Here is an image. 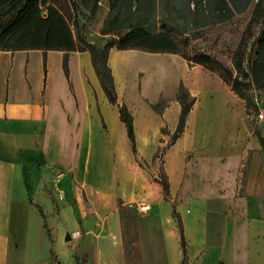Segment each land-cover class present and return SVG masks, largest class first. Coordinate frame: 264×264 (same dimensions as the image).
<instances>
[{
    "label": "crops",
    "instance_id": "0c3cea01",
    "mask_svg": "<svg viewBox=\"0 0 264 264\" xmlns=\"http://www.w3.org/2000/svg\"><path fill=\"white\" fill-rule=\"evenodd\" d=\"M119 52L109 65L124 93ZM63 59L47 52L45 70L42 51H0V264H264V131L241 100L223 82L185 85L194 103L161 158L167 195L161 170L141 162L159 148L149 138L176 133L177 96L149 100L146 119L142 102L123 101L134 153L123 103L107 97L90 53L68 54L69 80ZM161 66L165 81L180 73ZM56 181L74 185L75 205L48 196ZM42 215L55 224L52 241Z\"/></svg>",
    "mask_w": 264,
    "mask_h": 264
},
{
    "label": "rangeland",
    "instance_id": "374dc122",
    "mask_svg": "<svg viewBox=\"0 0 264 264\" xmlns=\"http://www.w3.org/2000/svg\"><path fill=\"white\" fill-rule=\"evenodd\" d=\"M131 2L134 3L133 11L135 5L138 10L139 8L141 10L136 15L133 14V18L136 19L142 16L147 25L155 26L154 28L157 31L168 29L166 24H168L170 18H173V26L176 28L179 38H181L180 34L182 33H185L184 36H191L189 48L191 56L196 53L213 56L217 61L232 69L235 68L237 52L249 22L253 18L258 20L259 23L254 28V34L257 37L263 20L261 14L264 12V0H127V6H130ZM112 10V4H109L107 0H86L84 3L76 4L70 20L74 36L79 40H84L87 46H95L99 49L106 47L112 40L117 39L119 34L116 31L107 29V24L112 18ZM83 47L85 46L83 45ZM116 50L118 49L114 47L108 53L107 64L109 67L111 51ZM257 51L258 48L253 39L247 48L240 77L241 90L247 95L248 102L239 97L231 86L225 84L219 75L202 65H189L179 55L148 53L137 50L119 52L127 54L122 58L124 70L127 74L122 78V83L125 86L124 93H119L113 70H111L117 101L120 103H123V101L142 102L144 108L142 115L143 119H146V103L151 99L162 96L174 98L178 94L176 92L179 90L180 83L185 87L187 84L200 83L207 79L213 82L219 81L223 82L241 100L246 108L251 127L259 134L264 131V123L257 119L259 107L264 106V85L259 86L253 83L250 74ZM165 59L180 69L178 76L168 78L166 81L157 67L160 63L163 65L166 62ZM33 63H35V60ZM57 64L56 58L53 66L55 67ZM235 74H237L236 71ZM107 82L111 85L109 80ZM120 83L118 79V87L121 86ZM186 90L188 91L187 88ZM190 99L188 98L187 102H190ZM123 106H125L124 103ZM164 106V103L160 105V107ZM166 133L167 130H163V134ZM149 139L159 144V148L151 161L141 162V164L151 171L161 170L159 177L165 181L166 177L161 169V158L166 147L174 141V135ZM27 187L29 188L30 185L28 184ZM71 191L73 193L75 191L73 184H68L64 188L60 186L58 181L55 182L54 187L46 188L48 196L56 205H58L56 202H67V200L75 205L76 201L73 199L74 195ZM30 204L34 208L37 205L35 195L30 199ZM40 212L43 213L42 210ZM56 215L54 216L55 219H57ZM42 217L44 229L52 241L54 236L52 227H55V224H53L52 218L44 215ZM26 226L33 235L35 232V218H26ZM64 239L66 240V238Z\"/></svg>",
    "mask_w": 264,
    "mask_h": 264
},
{
    "label": "trees",
    "instance_id": "16d2710c",
    "mask_svg": "<svg viewBox=\"0 0 264 264\" xmlns=\"http://www.w3.org/2000/svg\"><path fill=\"white\" fill-rule=\"evenodd\" d=\"M86 0H0V51H32L43 52V66L46 70V54L49 51L64 53L63 69L69 80L68 54L71 52H89L93 66L100 79L102 87L113 103H117L113 77L107 64L110 49L116 47L119 51L137 50L148 53L179 55L189 65H202L211 72L219 75L223 82L231 86L232 90L248 102L247 95L241 90L240 77L247 48L254 39L258 51L256 59L251 67L253 83L264 85V12L258 36L254 34V28L259 23L256 18L251 19L243 33L239 50L235 59V68L232 69L216 60L215 57L203 53L191 56L189 52L191 36L177 33L173 26V18L168 20V29L157 31L155 26L147 25L141 17L133 18L141 10L138 7L133 11L134 3L127 6V0H107L112 4V18L107 24V29L119 33L106 47L99 49L95 46H87L84 40L77 39L71 28L70 20L76 4ZM100 1V0H97ZM133 4V5H132ZM142 13V12H141ZM123 19V20H122ZM165 25V26H166ZM191 30V29H190ZM109 32V31H108ZM107 33V30H106ZM83 45L85 47H83ZM235 71L237 74H235ZM110 81L111 85H109ZM190 98L188 91L182 83L177 94V100L181 104V117L178 129L174 134V141L183 132L185 119L194 100ZM122 121L126 124L128 137L136 153V142L133 128V118L126 106L120 107ZM264 146V139H261ZM165 193L169 194L167 180L161 179Z\"/></svg>",
    "mask_w": 264,
    "mask_h": 264
},
{
    "label": "built area",
    "instance_id": "2783aa9c",
    "mask_svg": "<svg viewBox=\"0 0 264 264\" xmlns=\"http://www.w3.org/2000/svg\"><path fill=\"white\" fill-rule=\"evenodd\" d=\"M257 119H258L260 122L264 123V106H260V107H259V110H258V112H257ZM147 209H148V206H145V205L140 207V210H141V211H146ZM79 236H80V234H79L78 232H74V233L71 235V237H72L73 239H77Z\"/></svg>",
    "mask_w": 264,
    "mask_h": 264
},
{
    "label": "bare ground",
    "instance_id": "6f19581e",
    "mask_svg": "<svg viewBox=\"0 0 264 264\" xmlns=\"http://www.w3.org/2000/svg\"><path fill=\"white\" fill-rule=\"evenodd\" d=\"M165 69H166V68L162 65V66H161V71H162V70L164 71ZM167 69H169V71L171 72L173 68H172V66H170V67L167 68Z\"/></svg>",
    "mask_w": 264,
    "mask_h": 264
},
{
    "label": "water",
    "instance_id": "95a60500",
    "mask_svg": "<svg viewBox=\"0 0 264 264\" xmlns=\"http://www.w3.org/2000/svg\"><path fill=\"white\" fill-rule=\"evenodd\" d=\"M68 239H70V236H68Z\"/></svg>",
    "mask_w": 264,
    "mask_h": 264
}]
</instances>
